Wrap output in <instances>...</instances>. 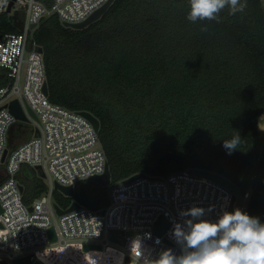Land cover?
Returning <instances> with one entry per match:
<instances>
[{"label":"trees","instance_id":"obj_1","mask_svg":"<svg viewBox=\"0 0 264 264\" xmlns=\"http://www.w3.org/2000/svg\"><path fill=\"white\" fill-rule=\"evenodd\" d=\"M187 11V0H115L82 29L65 26L57 15L41 22L35 35L44 52L48 96L99 118L113 180L109 187L81 180L74 197L55 190L61 207L77 200L100 210L110 204L111 186L135 173L168 177L200 168L231 179L248 194L244 211L264 220V149L258 147L264 2L247 0L235 16L225 9L220 22L191 23ZM19 31L8 14L0 15V33ZM11 82L0 67V88ZM236 130L246 147L228 155L223 140ZM33 133L18 123L9 149ZM18 178L28 206L49 190L30 165H22Z\"/></svg>","mask_w":264,"mask_h":264},{"label":"built area","instance_id":"obj_2","mask_svg":"<svg viewBox=\"0 0 264 264\" xmlns=\"http://www.w3.org/2000/svg\"><path fill=\"white\" fill-rule=\"evenodd\" d=\"M109 0H0V15L23 19L19 32L0 33V67L8 71L10 85L0 88V264L56 245L85 244L117 247L123 258L134 264H154L159 253L180 248L171 235L181 210L199 206L214 210L208 219L230 211L232 192L226 186L188 170L168 177H141L129 183H114L109 191L110 204L94 210L81 205L58 215L54 208L55 182L74 186L106 171L107 155L99 131L83 112L54 103L44 92L47 82L44 52L36 40L41 22L57 15L61 23L76 24L89 19ZM11 11L9 12V9ZM18 99L29 122H21L8 105ZM29 107L37 115L35 119ZM37 123L33 136L9 149L13 129L18 123ZM39 129L40 134H36ZM9 149L5 162L3 157ZM22 165L41 166L49 190L28 206L23 200L18 173ZM152 176V175H150ZM112 184V183H111ZM248 196V194L246 195ZM32 207V210H31ZM105 210L104 214H100ZM166 218L170 225L163 235L155 227ZM55 227L58 240L51 242L48 230ZM112 230H120V243L110 239ZM161 243L157 244V239Z\"/></svg>","mask_w":264,"mask_h":264},{"label":"clouds","instance_id":"obj_3","mask_svg":"<svg viewBox=\"0 0 264 264\" xmlns=\"http://www.w3.org/2000/svg\"><path fill=\"white\" fill-rule=\"evenodd\" d=\"M186 19L220 22L227 9L229 16L242 13L247 0H187ZM202 32L207 26L202 25ZM244 138L239 130L223 140L228 155L241 150ZM213 207L192 206L181 210V220L174 223L171 235L179 246V254L172 248L159 253L154 264H264V220L237 207L222 211L216 219H208ZM157 244L161 243L158 238Z\"/></svg>","mask_w":264,"mask_h":264},{"label":"water","instance_id":"obj_4","mask_svg":"<svg viewBox=\"0 0 264 264\" xmlns=\"http://www.w3.org/2000/svg\"><path fill=\"white\" fill-rule=\"evenodd\" d=\"M114 1L115 0H109L103 7H101L99 10H97L89 19H87L84 22L76 23V24L64 23V25L70 26L73 28H78V29L85 28V27L89 26L90 24H92L93 22H95L96 20L100 19L107 12V10L109 9V7L112 5V3ZM10 11H11V8L9 9V12ZM40 51L42 52L43 48H40ZM44 92L47 95L49 94V87H48L47 82L44 85ZM8 107H9L10 112L16 117L17 120H19L21 122H29L30 121V119L25 114L23 106L21 105V103L18 99L13 100L8 105ZM29 111H30V114L35 119H37V115L35 114V112L30 107H29ZM83 114L87 118H89L90 121H92L96 130L99 131L100 125H101L99 118L94 113H92L90 111H84ZM36 134L37 135L40 134L39 129L36 130ZM8 152H9V149H7L4 153L3 162H5ZM36 169L42 175V177L46 178V173L44 172V170L42 169L41 166H37ZM188 172L192 173L194 175L204 176V177L210 178V179L226 186L227 188H229L230 191L232 192L230 211L235 210V203L237 200V194L240 192V188L231 179H229L228 177H226L225 175H223L219 172H215V171H211V170H207V169L190 168L188 170ZM141 177H150L153 179H161V177H159V176H150L147 173L139 172V173H135L132 176L122 180L120 182V184L129 183V182L134 181V180L141 178ZM90 179L99 183L100 185H102L104 187H109L113 181L112 180V173L110 170V165L109 164L107 165L106 171L103 174L95 175V176L91 177ZM54 187L56 190L60 191L65 196L74 197V195H75V187L74 186H64L58 182H55ZM20 188H21V191L24 190L23 185H21ZM53 204H54V208H55L58 215H63V214L69 213L73 210L78 209L81 206V204L77 200H74L68 208L61 207L56 201H54ZM31 210H32V207H31ZM1 213H3V208H2V205L0 204V214ZM104 213H105V210L100 211V214H104ZM169 225H170V222L166 218H163L160 222V225L155 227L156 234L163 235L166 232ZM0 228H3L2 223H0ZM120 233H121L120 230H112L110 233V239L113 242L120 243L121 239H119V237H118V234H120ZM48 234H49V238H50L51 242H56L58 240V236H57L55 227H51L48 230ZM84 248H85V250L99 249V248H101V245L85 244ZM32 258H33L32 254L26 255L24 257H19V258L14 259L13 263L14 264H32ZM125 264H134V263L130 257H127L125 259Z\"/></svg>","mask_w":264,"mask_h":264},{"label":"rangeland","instance_id":"obj_5","mask_svg":"<svg viewBox=\"0 0 264 264\" xmlns=\"http://www.w3.org/2000/svg\"><path fill=\"white\" fill-rule=\"evenodd\" d=\"M10 19L17 26H22L23 24V19L18 20L12 17H10ZM259 124L260 134L258 137V147L262 151L264 149V114L262 115V118H260ZM29 126L34 130V128L37 127V123L31 121ZM21 130L22 129H19L18 132H21ZM18 134H16V136ZM33 134H29L25 138L16 140L15 145L29 140ZM247 201V196H244L239 192L237 194L235 209L239 207L244 210L247 206ZM80 247V245L69 244L66 246H50L38 250L36 253L32 254V264H123L122 254L114 244L101 246L99 249L88 250H85L84 246L83 248Z\"/></svg>","mask_w":264,"mask_h":264},{"label":"crops","instance_id":"obj_6","mask_svg":"<svg viewBox=\"0 0 264 264\" xmlns=\"http://www.w3.org/2000/svg\"><path fill=\"white\" fill-rule=\"evenodd\" d=\"M261 118H262V116H261ZM14 129H16V127H15ZM14 129H13V130H14ZM247 197H248V196H247ZM244 210H245V209H244ZM63 246H66V245H63Z\"/></svg>","mask_w":264,"mask_h":264}]
</instances>
